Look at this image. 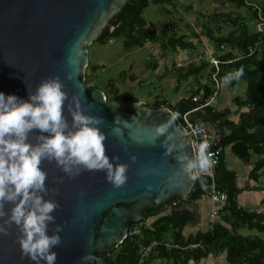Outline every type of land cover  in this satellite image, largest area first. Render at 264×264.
<instances>
[{
	"label": "water",
	"instance_id": "obj_1",
	"mask_svg": "<svg viewBox=\"0 0 264 264\" xmlns=\"http://www.w3.org/2000/svg\"><path fill=\"white\" fill-rule=\"evenodd\" d=\"M127 1L0 0V92L26 99L28 90H34L41 79L58 76L67 93L64 115L71 119L74 95L82 107L91 105L85 110L103 120L99 127L106 134V154L109 158L115 154L129 165L126 183L114 188L102 170H84L69 178L54 161H42L50 190L47 196L59 204L54 224L62 226L61 244L54 249L56 264H81L85 253L94 257L89 264H108L98 253L114 250L128 235L130 223L141 220L146 207H158L176 195L185 198L195 182L177 174L176 161L162 154L159 138L150 140L152 127L168 117L170 108L151 109L140 100H108L101 89L85 82L86 46ZM67 73L72 79H66ZM205 125L215 132L212 124ZM169 130L190 154V131L176 121ZM130 155H135V161ZM8 207L6 203V211ZM185 207L192 211L189 204ZM54 224L49 225V233ZM18 234L14 224L7 235L0 234V264H35L21 256Z\"/></svg>",
	"mask_w": 264,
	"mask_h": 264
},
{
	"label": "trees",
	"instance_id": "obj_2",
	"mask_svg": "<svg viewBox=\"0 0 264 264\" xmlns=\"http://www.w3.org/2000/svg\"><path fill=\"white\" fill-rule=\"evenodd\" d=\"M226 1L237 7H245L244 0ZM150 2L172 3L173 0L127 1L124 8L110 19L109 24L96 40L106 42L121 37L124 47L128 49L141 47L147 41L156 42L159 38H165L166 44L162 47L159 55L164 58V63H167L166 59L169 57L171 70L167 67L168 71L178 72L175 75L179 78H186L192 74L198 75L197 78L200 79L198 81L202 82L204 87V99H209L215 91L210 78L211 70L207 71V81H201L203 75H200L201 71L208 68L209 63L204 61L199 65L189 67L186 71L174 68L173 64L179 56L168 53L175 52L176 48L193 49L195 45L187 41L184 35L176 36L174 33L176 30L173 28L176 24L174 23H170L166 29L151 28L143 17V9ZM262 2L264 3V1ZM256 3L264 15V5L260 1H256ZM223 15L228 20L231 19L229 14ZM213 16L218 19L219 13H215ZM252 16L253 18L256 16L255 10H252ZM232 21L234 23L235 19ZM204 34L213 44L210 42V45L209 42H206L203 48H211L212 52L224 61L220 64L219 80L223 83L222 77L225 73L232 69L243 68V75L229 84L235 87L241 80L246 84L243 95H236L233 98V103L238 111V120H231L228 117L232 111L230 106L216 109L213 105L208 104L190 114L191 119L216 124L220 129L222 150L215 178L219 188L226 191L228 195L227 205L220 211L219 218L211 229L206 227L196 234L184 238L182 230L194 216L189 209L185 208V205L200 199L201 195L202 182L195 180L185 198L176 195L158 207H146L142 212L141 220L130 223L128 235L114 250L109 254L99 252L98 255L108 264H136L142 248L152 240H165L171 246L156 245L143 264H151V260L156 258L164 259L166 264H185L189 259L199 261L212 253L225 254L229 264H264V212L256 214L254 210L242 206L238 202V194L241 190L261 189L264 191V182L259 186L246 185L239 188L236 182V172L227 167L223 158V149L229 146L231 153L240 160L249 161L255 158L254 165L249 172V177L254 182L260 175H264V31L258 37L250 30L246 22L242 21L226 34L214 36L213 29L209 26L205 27ZM221 45L223 48L220 47ZM249 46L255 50L251 54L248 52ZM158 63L162 65V62L156 59L149 64L151 68L155 69ZM201 84L176 104H171L165 98L160 99L156 96L154 100L146 102L145 105L151 109L165 105L172 111L183 113L198 105V102L192 101L191 98ZM106 98L108 100L138 101L136 97L120 92L117 87L111 89L110 95H106ZM176 122L179 124L180 120L178 119ZM262 203L264 204V198ZM168 204L171 205V208L165 211V206ZM149 218L151 220L146 223ZM135 228L139 229L137 233L133 232ZM244 228L256 232L241 234L239 230ZM190 243L199 244L194 248L186 247Z\"/></svg>",
	"mask_w": 264,
	"mask_h": 264
},
{
	"label": "clouds",
	"instance_id": "obj_3",
	"mask_svg": "<svg viewBox=\"0 0 264 264\" xmlns=\"http://www.w3.org/2000/svg\"><path fill=\"white\" fill-rule=\"evenodd\" d=\"M242 75L243 68L232 69L222 77L223 84ZM66 79H72V74L67 73ZM66 100L64 83L56 75L41 79L34 90H28L26 99L0 92V234L7 235L14 224L21 256L35 264H56L54 249L61 244L62 231L60 224H54L53 213L59 204L47 196L50 190L45 183L47 173L40 166L42 161H54L69 178L84 170H102L114 188L127 181L128 163L115 154L109 158L105 152L106 134L99 127L102 118L86 111L91 105L82 107L74 95L69 120L64 115ZM178 116L172 111L154 125L150 140L160 139L162 154L174 157L178 175L200 180L213 166V154L208 151L207 140L194 145L190 154L185 150V144L169 130ZM130 159L135 161V155ZM6 203L10 205L7 211ZM50 224H54L51 233ZM80 259L81 264H89L94 257L85 253Z\"/></svg>",
	"mask_w": 264,
	"mask_h": 264
},
{
	"label": "rangeland",
	"instance_id": "obj_4",
	"mask_svg": "<svg viewBox=\"0 0 264 264\" xmlns=\"http://www.w3.org/2000/svg\"><path fill=\"white\" fill-rule=\"evenodd\" d=\"M254 1H260L264 5L262 2L264 0ZM215 13H219L218 19L214 18L213 15ZM223 14H229L231 19L228 20ZM143 17L150 27L155 30L166 29L170 23H174L176 24V31L174 32L176 36L184 35L186 39L190 37L196 38L197 49L191 50V53L199 50V47L203 45L204 39L210 44L211 41L204 34L206 26L211 27L213 35L216 36L217 34H226L232 28H236L237 23L242 21L246 22L250 30L253 31L254 22L251 8L237 7L226 0H173L172 3L150 2L143 9ZM232 19H235L236 23H232ZM217 27L219 28L217 29ZM211 43L213 44V42ZM164 44H166V39L159 38L156 42L147 41L141 47L137 46L127 49L124 47L121 37L113 38L111 41L106 42L95 40L86 46L89 64L85 70V82L101 89L107 96L110 95L111 89L117 87L120 92L130 94L143 103L154 100L157 95L165 98L169 103L178 96H188L192 90H195L193 89V85L196 83L195 79H189L190 82H188L187 89L185 84H182V90L176 92L175 88L178 85L176 82L171 84L170 78L172 74L169 76L170 78L160 79L150 65L148 66L149 69H146L148 63L153 62L155 59L150 53V45L154 46L156 53L159 54ZM210 50L212 49L210 48ZM207 71H209L208 68L201 72L203 75L202 81H207ZM201 83L197 79L196 85L198 86ZM245 88L246 84L242 80L238 81L235 87L230 84L224 85L221 82L220 94L214 98L213 103L220 104L219 102L222 101L225 90L228 91V96H241ZM233 98L228 99L232 101V104H234ZM240 197L241 193L239 194V199ZM167 209H170V207ZM239 232L241 234H254L256 231H248L244 228L239 230ZM212 255L214 263L219 259L222 263L227 264L226 258L220 253H212ZM159 262L160 258L151 260V264H159Z\"/></svg>",
	"mask_w": 264,
	"mask_h": 264
},
{
	"label": "built area",
	"instance_id": "obj_5",
	"mask_svg": "<svg viewBox=\"0 0 264 264\" xmlns=\"http://www.w3.org/2000/svg\"><path fill=\"white\" fill-rule=\"evenodd\" d=\"M245 7H251L252 10H255L256 16L254 17L253 22V32L260 37V35L264 31V15L261 12L260 6L254 1V0H244ZM111 41V40H109ZM258 44V43H257ZM223 48V46H220ZM253 50L250 46L248 47L249 54L253 53ZM150 53L151 55L160 62L164 63V58L161 57L159 54L156 53V50L154 47L150 46ZM207 61L209 63L208 69L211 70L210 78L214 84L215 91L211 95L209 99H204V87L201 84V86L197 89V92L192 95V101L198 102V105L190 108L189 110L179 113V116L177 120H180V125L185 131H190V139L192 147L196 145L199 142H202L204 140H207L209 143V149L213 156L212 159L214 160L213 166L208 170L206 174L202 176L200 179L202 182L201 187V199H208L211 202V207L208 213V221L207 226L209 229L215 225V223L218 220V216L220 214V211L227 205L228 195L226 191L221 190L219 188L218 184L216 183V168L218 166V163L220 161V153H221V134L220 132H211L205 123L199 119L193 120L190 117V114L200 109L208 104L211 103L215 95L218 93L220 89L221 81L218 78L220 64L224 63L223 60L219 59L216 54L210 50V48H203L200 52L197 54H191V55H181L179 56L173 66L174 68L181 69L186 71L189 67L193 65H199L202 62ZM227 62V61H225ZM169 70H171V65L167 66ZM173 205L175 203H172ZM171 208V205L169 206ZM251 210H254L256 214L263 213L264 208H249ZM139 231L138 228H135L133 230L134 233H137ZM158 244H164L166 247H170L171 244L165 240H152L148 245H145L139 256L136 264H143L145 260L150 256V254L153 252V249ZM199 243H190L186 247L194 248Z\"/></svg>",
	"mask_w": 264,
	"mask_h": 264
},
{
	"label": "crops",
	"instance_id": "obj_6",
	"mask_svg": "<svg viewBox=\"0 0 264 264\" xmlns=\"http://www.w3.org/2000/svg\"><path fill=\"white\" fill-rule=\"evenodd\" d=\"M187 6H188V4H187ZM184 8L187 9L186 7H184ZM173 28H174V30H176L175 25L173 26ZM187 41L192 42L195 45V48H193V49H178V48H176L175 52L174 51H173V53L169 52L168 54H170V55L173 54V55H176V56L177 55L181 56V55H184V54H188V55L194 54L195 52L191 53V50H196L197 49V40H196V38L190 37V38L187 39ZM206 42L207 41L204 39L203 45L206 44ZM203 45L201 47H199V50L196 51V52H200L201 50H203ZM166 62L167 63H162V65L158 63L156 65V68L154 69V71L156 72L157 76L160 79L170 78L169 76H171V74H172V77L170 78V81H171V84H172V82L173 83L176 82V84L178 85L175 88L176 92H178L179 90L180 91L182 90L181 89V85L182 84H185L186 89H187V86L189 85L188 82H190V80H189L190 78H192V80L195 79L196 83H197V79H199V78H197L198 75H193L192 74V75H190V76H188L186 78H179V77H177L175 75L178 72L172 73V71L170 72L167 69V66H168V64L170 62L169 57H168V59H166ZM149 63H151V62H149ZM149 63L147 65L146 69H149L148 68V66L150 65ZM201 72H200V75H202ZM196 83H195V85H193V89H195V87L197 86ZM183 88H184V86H183ZM219 94H220V90L216 94L215 97H217ZM232 97H235V96H231V95L228 96V91L225 90L224 94L222 96V101L219 102L220 104L213 103L214 98H213V100L211 101L210 104L213 105L214 108H216V109H223V108L231 106V110L232 111H231V114L228 117L231 120H235L236 121V120H238V111L236 110V105L232 104V101L228 100V99H231ZM157 98L161 99V97L158 96V95H157ZM181 98H182L181 96H178L170 103L171 104H176ZM210 128H211L212 131L214 130L216 132H220V129L218 128V126L216 124H212ZM223 158H224V160H225V162L227 164V167L229 169L234 170L236 172V176H237L236 182H237V186L239 188H243L246 185L259 186V185L263 184L264 175H260V177L257 179L256 182H254V180L249 177V172H250V170L252 169V167L254 165L255 158H253V159H251L249 161L240 160L236 156L232 155L229 146H227V147H225L223 149ZM240 193H241V197L239 199V194ZM240 193L238 194V202H239L240 205L246 206L247 208H264V204L262 203L263 198H264V191L263 190H261V189H243V191L241 190ZM189 205L192 208V211H190V212H192L194 214V216H193V219L182 230V235L184 236V238H187L190 235H194L198 231L203 230V229L206 228L207 221H208V213H209V210H210V207H211V202L208 199H201L200 198V199L194 201L193 203H191ZM169 206H170V204L165 206V211L168 210L167 208ZM150 220H151L150 218L147 219L146 223H148V221H150ZM220 254L225 258V254H223V253H220ZM212 259H214L213 255L209 254L206 258H203V259H201L199 261H193L192 259H189L188 262L185 263V264H226L224 262L222 263L219 259L218 260L215 259V260H217V262L214 263L212 261ZM161 263L162 264H166L164 259H160L159 264H161ZM227 264H229V263L227 262Z\"/></svg>",
	"mask_w": 264,
	"mask_h": 264
},
{
	"label": "bare ground",
	"instance_id": "obj_7",
	"mask_svg": "<svg viewBox=\"0 0 264 264\" xmlns=\"http://www.w3.org/2000/svg\"><path fill=\"white\" fill-rule=\"evenodd\" d=\"M256 2V1H255Z\"/></svg>",
	"mask_w": 264,
	"mask_h": 264
}]
</instances>
